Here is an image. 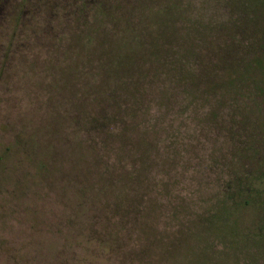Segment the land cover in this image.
<instances>
[{"label": "rangeland", "instance_id": "374dc122", "mask_svg": "<svg viewBox=\"0 0 264 264\" xmlns=\"http://www.w3.org/2000/svg\"><path fill=\"white\" fill-rule=\"evenodd\" d=\"M19 1H0V264H264L246 232L253 208L233 207L238 224L219 214L236 174H264L236 157L243 138L231 136L230 93L148 79L140 110L154 145L146 186L110 181L86 149L84 121L73 118L98 72L84 64L76 72L82 49L67 47L94 23L95 0H43L32 22H16ZM226 2L151 0L147 32L160 21L184 34L194 21L225 20Z\"/></svg>", "mask_w": 264, "mask_h": 264}, {"label": "trees", "instance_id": "16d2710c", "mask_svg": "<svg viewBox=\"0 0 264 264\" xmlns=\"http://www.w3.org/2000/svg\"><path fill=\"white\" fill-rule=\"evenodd\" d=\"M150 1L119 0L110 12V0L103 4L95 0L94 23H83L80 31L68 38V49L81 47L83 53L80 63L74 64L75 71L84 64L88 71L95 68L99 77L85 86L87 99L76 103L73 115L76 123L84 121L90 156L100 161L110 181L120 177L129 187L146 186L154 145L148 136L149 121L140 120L144 85L150 78L165 76L173 82L190 83L203 93L214 94L220 89L230 93L231 136L233 140L243 138L236 146V157L249 161L255 174L262 171L264 0H227L225 20H210L206 25L201 24L205 21H194L189 25L190 32L184 34L169 30L166 21L159 22L156 33L147 32ZM136 15L138 22L134 23ZM79 22L81 19L76 20V24ZM105 24L110 27L108 32L103 30ZM59 36L57 44L63 41ZM132 40L138 48L129 46ZM46 169L42 162L40 170L45 173ZM252 171L236 174L234 193L226 195L219 214L238 224L234 209L253 208L256 217L246 232L264 262V174L254 177ZM137 214L133 212L134 217Z\"/></svg>", "mask_w": 264, "mask_h": 264}, {"label": "flooded vegetation", "instance_id": "af4514ba", "mask_svg": "<svg viewBox=\"0 0 264 264\" xmlns=\"http://www.w3.org/2000/svg\"><path fill=\"white\" fill-rule=\"evenodd\" d=\"M41 6H42V0H20L18 2L17 9H16L17 11L19 10V12L17 13V17L15 18V21L18 22L20 20V18L18 19V17L22 15L23 20L26 19V17H29V21L32 22L33 16L36 14V11L38 9L40 10ZM23 20L21 18L20 23H18L21 27L23 25ZM38 22L36 21V24ZM24 26H27V21L24 22Z\"/></svg>", "mask_w": 264, "mask_h": 264}]
</instances>
